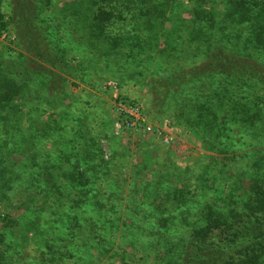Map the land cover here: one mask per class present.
<instances>
[{"label": "rangeland", "instance_id": "obj_1", "mask_svg": "<svg viewBox=\"0 0 264 264\" xmlns=\"http://www.w3.org/2000/svg\"><path fill=\"white\" fill-rule=\"evenodd\" d=\"M129 1L115 0L112 6L123 10L132 6L125 4ZM229 1L170 0L166 16L151 19V27L149 16H141L137 10L125 12V22H117L101 34L93 29L96 8L85 0H0V14L11 24L9 31L0 33V93L7 91L2 90V84L8 81L21 88L10 108L3 113L0 109L1 142H37L44 146H39L41 150L53 147L57 162L74 159L62 158V149L71 144L86 162L99 148L105 161L114 159L115 163L111 174L104 175L102 171L97 177L102 183L117 180V186L110 190H115L116 196L111 201L115 214L104 219L110 225L107 241L114 245H106L111 248L109 252L100 253L94 248L83 256L69 252L71 235L66 227L82 225L79 219L85 221L90 217L85 212L88 206L75 213V218L73 213L64 216L67 224L54 235L40 232L39 237L30 234L28 238L22 232L31 227L34 219L41 216L44 220L52 211L38 195L22 190L12 193L10 200L0 204V233L10 232L8 241L13 242L11 248L16 251L9 252V264H123L122 258L128 264H158L154 251L143 253L137 249L139 245L132 247L130 243L157 242L158 235L140 238L139 233L132 231L136 227L149 228L155 219L148 214L135 223L136 218L131 217L126 206L169 210L174 214L172 227L185 220L179 214L182 210L192 214V222L204 212L211 189L203 182L191 185L188 190L194 193L185 202L173 197L166 199V193L180 185L175 173L192 170L196 168L193 165L196 159L213 154L203 147L208 142L205 118L211 117L204 108L197 109L199 104L215 102L214 108L218 110V102L227 105L228 101L231 104L247 101L261 111L264 124V54L258 56L255 51L254 59L248 58L242 44L235 45L232 40L235 29L226 23L222 29L209 30L211 39L204 44L189 39L192 29L178 27L181 20L192 23L189 13L197 5H205L219 14ZM171 8L175 13L170 12ZM138 20L141 28L135 25ZM216 48L225 70L233 66L232 73L237 75L246 69L253 78H228L225 71L221 80L215 82L208 66ZM219 85L222 87L218 88ZM223 110L222 107L219 113H226ZM126 119L142 126L120 128ZM148 126L152 132L144 128ZM227 127L233 138L227 142L240 139L242 142L250 135L237 122L230 121ZM260 132L258 128L256 136ZM167 136H173L174 140L167 143ZM244 152L236 150L235 154L240 157ZM20 159L19 155L13 157L16 162ZM90 201L96 211L100 204ZM7 216L18 218L23 227L14 235L3 221ZM257 230H264L262 217L239 234L247 237ZM120 245L125 250L118 251L120 257L114 256Z\"/></svg>", "mask_w": 264, "mask_h": 264}, {"label": "trees", "instance_id": "obj_2", "mask_svg": "<svg viewBox=\"0 0 264 264\" xmlns=\"http://www.w3.org/2000/svg\"><path fill=\"white\" fill-rule=\"evenodd\" d=\"M85 1L89 6L91 5L90 7L96 8L93 29L95 33L99 31L101 34L117 22H125V12L133 13L139 10L141 16H149V21L153 18L156 21L166 16L170 6V0H165V3L160 0H138V2L130 0L125 4L132 3V6L123 7L122 10L112 6L115 0ZM109 5H111L110 9L107 8ZM143 8L147 11L144 12ZM170 12L175 13L173 8ZM189 14L192 23L181 20L178 27L181 30L192 29L189 35L192 42L199 41L204 44L211 39L209 30L222 29L223 24L226 23L235 29L232 34L235 38L232 40L235 45L242 44L243 51L248 52V58L254 59L255 51L258 56L264 54V0H230L225 11L219 14L214 9L199 4L192 8ZM10 25V22L5 21L4 15L0 14V33L9 31ZM135 25L141 28L140 20ZM151 26L152 21L149 27ZM241 30H247V33ZM215 51L208 66L212 72L211 78H215V82L221 80L225 71L228 78L236 76L244 80L253 78L252 72H246V69L237 75L232 73L235 71L233 66L225 70L224 64L217 56L220 50L216 48ZM10 83L8 81L2 84V90H7L4 94L0 93L2 113L7 111L10 104L20 95L21 88ZM221 87L219 85L218 88ZM218 104L226 113H219L220 109L215 110V102L200 103L197 107L198 110L204 108L210 114L211 118H205L204 133H207L208 142H204L203 147L213 154L196 159L193 163L196 168L175 173L177 177L175 179L180 185L166 193V199L173 197L185 202L187 197L194 193L188 190L191 189V185L196 183L199 186V182H203L211 189L204 212L198 214V218L192 222L190 218L192 214L182 210L179 214L184 216L185 220L172 227L171 218L174 214L169 210L148 211L126 206L131 217L136 218L135 223L143 220L148 214L155 219V223H151L149 228L136 227L132 231L137 235L140 234V238L145 235H158L160 239L157 242L131 241L130 243L132 247L139 245L137 249L143 253L154 251L158 264H264V230H257L247 237H240L239 234L257 218H264V142L260 140L264 139V135L261 136L264 132V124L261 123L262 114L255 105L247 101H233L232 104L228 101L227 105L218 102ZM230 121L245 127L246 133L250 134L245 136L246 140L227 142V140L233 141L227 127ZM258 128L261 132L256 136ZM10 143L13 142L6 144L0 140V204L10 200L12 193L22 190L23 193L31 192L40 196L52 211V215L46 216L44 220L41 216L34 219L31 227L22 232L23 236L29 238L30 234H33L39 237L40 232H51L54 235L56 230L59 231L67 224L64 222V216L70 217L72 213L75 215L84 206H88L89 209L85 212H88L90 217L85 218V221L79 219L82 225L69 224L66 227L71 235L68 240L72 244L68 249L69 252L72 255L83 256L86 254L85 251L94 248L100 253L111 251V248L106 247V245H114L110 244L111 240L107 241L110 225H106L104 219H110L115 214L111 202L116 196L115 190H110L117 186V180L114 178L102 183V179L98 178L97 174L102 171H105L104 175L111 174L115 160L105 161L100 149L97 148L86 162L80 157L81 153L77 147L71 144L62 149V158L74 159L68 160L69 162H57L53 147L51 150L47 147L41 150L37 142ZM242 149L245 151L244 154L240 157L236 156V150ZM215 153L219 156L215 157ZM223 154L230 156L225 158ZM14 155L21 156L20 161H14ZM239 158L242 161H239ZM70 163L72 165L67 168ZM119 167L126 168L127 165ZM105 187L108 189L106 190ZM90 199L100 204L96 207V211L89 205ZM149 218L147 216V219ZM3 221L9 224L13 235L19 228H23L18 218L7 216ZM75 229H78L77 234ZM178 233L181 235L179 236ZM9 236L10 232L0 233V260L3 264L10 263L8 256L11 255L10 251L16 252L11 248L13 242L8 241ZM102 244L105 246H101ZM123 250L125 249L120 245L114 256L120 257L118 251ZM121 261L123 264H128L123 258Z\"/></svg>", "mask_w": 264, "mask_h": 264}, {"label": "built area", "instance_id": "obj_3", "mask_svg": "<svg viewBox=\"0 0 264 264\" xmlns=\"http://www.w3.org/2000/svg\"><path fill=\"white\" fill-rule=\"evenodd\" d=\"M119 110L121 111V112H123L124 111V109H123V106H120V108H119ZM122 125V126H121ZM119 127L121 128V127H123L124 126V129L125 128H130V127H133V126H142L141 125V123H137V122H135V123H132L130 120H128V119H126V121H123L122 122V124H121ZM142 128V127H141ZM146 130H148V131H150V132H152L153 131V129H152V127H150V126H148V127H144ZM174 140V137L173 136H167V138H166V142L167 143H170V142H172Z\"/></svg>", "mask_w": 264, "mask_h": 264}]
</instances>
